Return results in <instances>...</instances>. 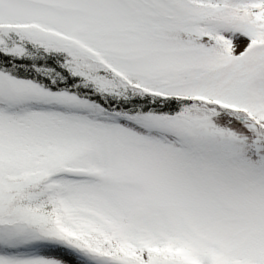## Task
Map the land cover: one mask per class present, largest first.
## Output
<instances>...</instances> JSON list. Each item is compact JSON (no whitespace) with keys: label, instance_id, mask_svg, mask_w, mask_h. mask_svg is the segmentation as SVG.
<instances>
[{"label":"snow or ice","instance_id":"6c2138e0","mask_svg":"<svg viewBox=\"0 0 264 264\" xmlns=\"http://www.w3.org/2000/svg\"><path fill=\"white\" fill-rule=\"evenodd\" d=\"M0 264H264V0H0Z\"/></svg>","mask_w":264,"mask_h":264}]
</instances>
